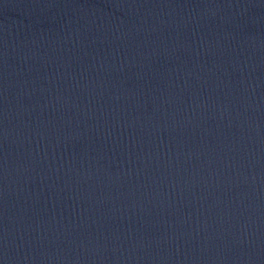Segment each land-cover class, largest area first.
<instances>
[{
	"label": "water",
	"instance_id": "95a60500",
	"mask_svg": "<svg viewBox=\"0 0 264 264\" xmlns=\"http://www.w3.org/2000/svg\"><path fill=\"white\" fill-rule=\"evenodd\" d=\"M0 264H264V196L0 125Z\"/></svg>",
	"mask_w": 264,
	"mask_h": 264
}]
</instances>
